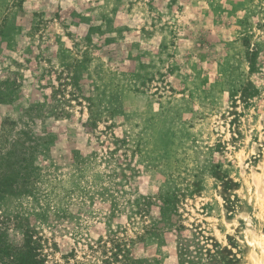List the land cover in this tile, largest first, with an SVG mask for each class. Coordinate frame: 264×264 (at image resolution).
Returning <instances> with one entry per match:
<instances>
[{
    "label": "rangeland",
    "instance_id": "rangeland-1",
    "mask_svg": "<svg viewBox=\"0 0 264 264\" xmlns=\"http://www.w3.org/2000/svg\"><path fill=\"white\" fill-rule=\"evenodd\" d=\"M2 168L47 264H264V0H0Z\"/></svg>",
    "mask_w": 264,
    "mask_h": 264
},
{
    "label": "trees",
    "instance_id": "trees-1",
    "mask_svg": "<svg viewBox=\"0 0 264 264\" xmlns=\"http://www.w3.org/2000/svg\"><path fill=\"white\" fill-rule=\"evenodd\" d=\"M255 53L252 52L251 60L254 61ZM15 184L14 179H8L6 169L2 168L0 171V199L3 195L12 191ZM172 197V196H171ZM171 197H166L165 204L169 202ZM168 206V205H167ZM166 213L168 210H164ZM163 211V212H164ZM162 212V213H163ZM163 220L168 219V215H164ZM160 223L154 222L152 227L147 229L149 236H162V229L158 227ZM177 230L173 231L176 232ZM180 232L181 230L178 229ZM177 231V233H178ZM179 235V233H178ZM22 243L19 245L11 243L5 236V230L0 228V264H47V257L42 252L41 241L34 235L29 229L22 231ZM179 236L176 237L178 242ZM131 242L126 241L123 237H119L116 233H113L107 237V240H99L96 244L91 245L90 258L97 259V255L100 257V264H150L147 261L135 259L131 255ZM183 251L181 248L178 250V254ZM180 258H182L179 255ZM89 259L83 261H77L73 256L65 257L62 264H90ZM180 264H185L184 261H179ZM53 264V263H52ZM58 264V263H54ZM187 264H195L193 260L187 261Z\"/></svg>",
    "mask_w": 264,
    "mask_h": 264
}]
</instances>
